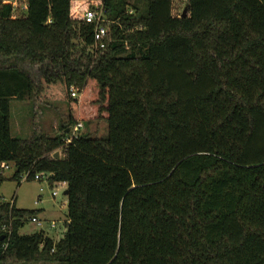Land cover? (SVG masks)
<instances>
[{"label":"trees","instance_id":"trees-1","mask_svg":"<svg viewBox=\"0 0 264 264\" xmlns=\"http://www.w3.org/2000/svg\"><path fill=\"white\" fill-rule=\"evenodd\" d=\"M93 1L27 0L12 18L0 0V164L68 192L58 241L21 234L37 211L0 195V264H264V0H186L185 15L102 0L100 50L80 18ZM38 99L106 136L12 137L11 101Z\"/></svg>","mask_w":264,"mask_h":264},{"label":"rangeland","instance_id":"rangeland-1","mask_svg":"<svg viewBox=\"0 0 264 264\" xmlns=\"http://www.w3.org/2000/svg\"><path fill=\"white\" fill-rule=\"evenodd\" d=\"M172 3L173 14L179 15L185 8L186 0H172ZM74 89L78 91L77 88ZM80 95L78 92V101L82 98ZM67 117L68 106L64 102L44 99L32 102L12 100L10 106L11 136L14 138H28L31 134L33 123L48 134H60L62 128L70 130L74 125L69 123ZM106 133V123L103 120L97 119L83 123V128L78 132V135L87 134L105 137ZM13 172L14 168L11 165L8 166V169L2 171L6 180L0 187V195L6 202H10L12 198L16 199L17 208L37 211L38 213L33 216L42 221L41 226L31 221L26 222L20 229V233L32 234L43 229V232L49 238L58 241L62 237L65 230V221L67 220L66 197L64 195L65 186L59 182H51L49 173H46L41 181L33 179L23 180L21 181V185L17 186L16 181L11 179ZM41 188L42 191H40ZM55 191L57 194L54 196L53 193ZM52 222L55 223L54 228L50 226ZM5 264L16 263L8 261ZM32 264L57 263L38 261Z\"/></svg>","mask_w":264,"mask_h":264},{"label":"built area","instance_id":"built-area-1","mask_svg":"<svg viewBox=\"0 0 264 264\" xmlns=\"http://www.w3.org/2000/svg\"><path fill=\"white\" fill-rule=\"evenodd\" d=\"M3 3L6 5L11 6V12H12V18H18L22 17L23 13L27 10V1L26 0H3ZM104 4L102 0H96L90 3L87 9H85L80 16L81 20L84 21V23L93 25V45L92 48L95 50L103 49L105 46V38L109 34V26L107 24V18L104 14ZM18 15V16H16ZM77 93L74 88H71L70 96L72 98H77ZM83 128V122L79 121L73 125V127L68 132L70 133L69 138L67 139L66 143H70L73 138H75L78 135V132ZM60 154V153H59ZM8 164L1 163L0 168L1 170L8 169ZM46 173H39L34 175L33 180L35 181H41ZM51 176V174L49 173ZM27 176L22 175L21 181L26 180ZM63 184L66 188L65 182H59ZM42 191V188L40 189ZM57 192L55 191L53 195L55 196ZM29 221L38 224L41 226L42 221L41 219L37 218L36 216H32ZM52 228L55 227V223L52 222L50 225ZM3 229L7 232L8 229L3 227ZM42 231V230H41Z\"/></svg>","mask_w":264,"mask_h":264},{"label":"water","instance_id":"water-1","mask_svg":"<svg viewBox=\"0 0 264 264\" xmlns=\"http://www.w3.org/2000/svg\"><path fill=\"white\" fill-rule=\"evenodd\" d=\"M185 13H186V9L183 10V15H185ZM59 155H60L59 152H56V153L53 155V157H54L55 159H58V158H59ZM67 193H68L67 190H65V191H64V195L66 196Z\"/></svg>","mask_w":264,"mask_h":264},{"label":"crops","instance_id":"crops-1","mask_svg":"<svg viewBox=\"0 0 264 264\" xmlns=\"http://www.w3.org/2000/svg\"><path fill=\"white\" fill-rule=\"evenodd\" d=\"M74 3H77V2H74L73 0H72V2H71V4L74 6ZM76 5V4H75ZM15 206H16V202H15ZM38 213V212H37ZM66 222H68L67 220L65 221V224H66ZM42 231H43V229H41ZM64 232H65V230H64ZM64 232H63V234H64ZM63 234H62V236H63ZM48 236V235H47ZM49 237V236H48ZM53 239V238H52ZM54 240V239H53ZM19 264H22V263H19ZM28 264H30V263H28ZM32 264V263H31Z\"/></svg>","mask_w":264,"mask_h":264}]
</instances>
